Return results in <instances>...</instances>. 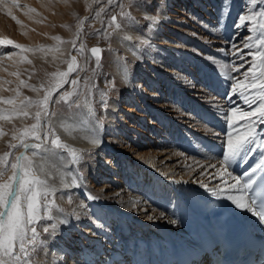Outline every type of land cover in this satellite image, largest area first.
<instances>
[{
    "label": "rangeland",
    "instance_id": "1",
    "mask_svg": "<svg viewBox=\"0 0 264 264\" xmlns=\"http://www.w3.org/2000/svg\"><path fill=\"white\" fill-rule=\"evenodd\" d=\"M113 16L116 17L115 24L112 22ZM121 38L135 46L142 57L140 60L134 56L135 51L130 52L121 43ZM9 40L12 44L5 43ZM262 42L264 0H4V5H0V184L7 183L14 171L11 164L16 163V158L23 154L31 162L33 175L45 181L48 195L38 199L39 214L34 224L35 242L25 243L24 253H19L17 244L14 255L20 256L19 261H12L2 254L0 259L8 264H69L68 252H63V259L59 260L56 253L59 248L54 241L57 222L53 213L62 209L63 212H68L72 225H69L68 234L63 239L60 236L57 239L74 250L73 253L81 264H123L133 251L130 250V254L125 256L124 253L128 252L126 249L137 243L142 244V249L150 245L154 251H162L166 244L149 237L146 230L142 231L140 228L128 235L127 230L119 227L120 223H115L102 205V201L107 204L113 199V204L136 216V210L127 208L124 204L130 202V196L134 200L144 199L146 192L141 187L129 190L127 185L130 177L148 181L149 177L143 173L144 169L140 173L133 168L132 176H126L120 172L119 162L113 161L112 155H105L111 164L106 167V164L96 159L99 152L95 150L69 151L63 145L64 138L52 124L51 117L80 112L86 98L95 111L91 113L93 121L104 124L107 138L115 137L125 150L154 154L159 156L158 159L167 157L166 164L172 170L178 164L191 170L201 165L205 159L196 152H185L197 142L198 133L179 122L190 121L189 126L201 124L208 131L219 130L223 133V125L218 122L209 123L212 115L208 110L212 109L221 117L219 121L228 123V134H247L248 124L243 114L250 111V106L257 107L261 96H264V89L259 87V79L257 87H251L253 73L259 77L262 69L258 65L264 63L255 58L257 53L264 52ZM26 45L55 47L58 48V54L50 61H41L28 54L22 47ZM92 48L101 49L98 62L91 53ZM143 59L155 62L163 69L172 70L169 78L176 83L186 81V86H182L184 90L179 86L175 88L174 85L167 88L166 80L156 74ZM119 60L128 67L133 81L142 84V98L145 101L153 106L167 102L170 107L165 110H173L169 114L174 120L168 121L170 124L164 130L175 145V150L166 148L159 151V148L166 147V144L158 146V138L163 132L160 129L153 134L147 125L149 117L134 126V130L138 129L135 132L126 129L113 116L110 106L112 99L118 96L123 100L129 99L126 94H122L123 82L115 73ZM145 72L157 82L142 80V73ZM184 91L190 95V99L186 98L187 101H184ZM142 98L138 97L137 103L132 101L124 105L140 111L147 107ZM196 98L205 100L210 104V109L201 110L193 102ZM33 125H36L35 129ZM254 130L259 131L258 124ZM150 135L157 140H151ZM54 139H59L61 147L57 148L52 144ZM201 141L202 139L200 143ZM138 142L143 145L137 146ZM23 144H38L39 148L25 149ZM42 147L67 159L71 158L75 163L72 174L78 185L83 190L86 189L85 194L80 195L63 186L58 166L51 167V179L42 176L35 166V158L43 155ZM93 167L101 173L105 172L108 177L106 183H110V179L118 182L116 185L110 183L112 187L121 188L118 197L108 196L100 201L87 193L98 186L96 180L101 178ZM161 189V193L167 196L168 192ZM148 195L149 198L143 201L148 208H155L157 211L159 208L155 204L158 194L150 192ZM82 210L85 215L78 218ZM22 212L26 213L27 208H22ZM32 227V224L28 225L26 240L33 235ZM78 227H83L86 233H78ZM45 228L48 231H44ZM107 233L112 242L104 238L105 245L102 248L118 247L120 256H115L108 250L107 254L114 256H109L110 261L106 263L100 259L102 256L107 257L103 249L88 255H84L88 253L86 250L76 253V248L82 242L86 248L89 246L87 250L94 251L96 239ZM74 234L80 238H72Z\"/></svg>",
    "mask_w": 264,
    "mask_h": 264
},
{
    "label": "bare ground",
    "instance_id": "2",
    "mask_svg": "<svg viewBox=\"0 0 264 264\" xmlns=\"http://www.w3.org/2000/svg\"><path fill=\"white\" fill-rule=\"evenodd\" d=\"M121 43H123L130 52L135 51L134 56L138 60L142 58L135 46L130 41L126 40L125 38H121ZM22 47H24L28 54H30L32 57L41 61H50L58 54V48L55 47H38L35 45H26ZM63 47L67 48L66 46ZM142 61L148 63L154 69V71H156V74L158 73L164 78V80H166L165 82L167 84V88L171 87L172 85H174L175 88H177L178 86L181 88L183 86L184 88V86H186V81L184 80L180 79L182 83H176L172 81L171 78H169L172 70L163 69L157 63L147 59H143ZM118 63L119 64L117 65L115 73H117L119 79L123 82L124 89L123 92L121 91L122 94H126L129 99L126 98L123 100V98H120V96L112 99L110 106L112 112L114 113L113 116L118 119L123 125H125L126 129L128 128L132 130H134V126L136 124H141V122L147 120V118L149 117L147 125L150 127V130L153 132V134L155 132H158V130L160 129H162L163 132L158 138V146L166 144V147L159 148V151L162 152L166 150V148H170V150L172 151L175 150V145L172 144L171 140H169V136L166 130H164V128L170 124L168 123V121L174 120L173 116L169 114L172 113L173 110H165V108L170 107L167 102L164 103L168 105H165L163 103V105L160 104L159 106H153L148 101H145L144 98H142L144 92L143 88L141 87L142 84L140 82L133 81L132 75L129 74L128 67L122 60H119ZM142 77V80L144 81H146V79H149L152 83L157 82L156 79L148 77V72L142 73ZM156 85L158 84L156 83ZM183 88L182 91L184 90ZM195 91L197 92L199 90ZM183 96L185 97H183L184 101H187L186 98L190 97V95H188L185 91L183 92ZM138 97L142 98L143 104L147 106L146 108H142L139 111L137 110L138 108L135 109L124 105V103H132V101L137 103ZM198 98H196L197 101L193 99V102L197 103L201 110L206 108L207 110L210 109L208 108L210 104L206 103L205 100H200ZM208 111L214 119L213 122L212 119H209V123L211 122L213 124H216V122H218V124L223 125V133H220L219 130L216 132L208 131L204 127H202L201 124L195 125L196 127H194L193 125L189 126V124L191 123L190 121L179 122L180 125H187L185 126L186 128H190L193 132L196 131V133H198L197 142L193 144V146H191L189 150H185V152H196L197 155H201V157L205 159V161H202L201 165L196 166L191 170H186L187 167L183 164H178V166H176L175 169L172 170L171 168H168V164H166L168 160L167 157L164 159H158L159 156H156L154 154L147 155L143 154L139 150H125L124 148H122L121 143L115 137L107 138L105 136L104 124H96L93 121L91 113H94L95 111L90 101L86 98L84 99L80 112L72 114L53 115L51 117V121L59 134L64 138L63 145H65L69 151L86 152V150H95V152H99L96 159L98 160V162L106 164V167H109L111 164L109 163L110 161L107 160L105 155H112L111 157L113 161L119 162L118 164L120 166V172H122V174L124 173L126 176H132L134 172L133 168L140 173L144 169L143 173H145V175L149 177L147 178L148 181H142L140 177H130L127 185L129 190H137L139 189V187H141V189H144V191L146 192L145 195H143L144 199L139 198L134 200V197L130 196V202L124 204L125 206H127V208L130 207L132 209H135V213L137 214L136 216H132V213L129 210H125L115 203L113 204V199L108 201L107 204H103L104 201H102V205L106 207L107 213L110 217H112L113 220H115V223H120L119 227L122 226V229L124 231L127 230L126 232L128 233V235L133 234L134 231H137V229L140 228V230L142 231L146 230V234L149 236H155L162 242L168 241V254L166 256H169V259L171 260V256L175 259L176 254L179 253V250L181 248L185 249L188 248V246H194L195 238L201 235H205L206 230L203 224L202 214L200 213V206L209 198L221 200L229 209L242 216L249 224L253 226L255 225V219L252 215V211H249V209H251V206L246 196V191L248 190V188H244L242 185L244 181L247 180V177H244L243 175L244 172L246 170L250 171L251 167L261 160L260 151L250 154L247 163L234 162L225 167L222 161L223 154L228 150L229 136H231L233 141H235L237 139V134H228V123L219 121L221 117H219L216 112H214V110L211 109V111ZM159 121L161 123L160 125ZM258 126L259 131L256 132V130H254L253 132L257 133L259 138V136L262 134L261 129H264V124H258ZM137 130L138 129L134 131L136 132ZM122 132L127 133V131L125 130H122ZM152 137V135L149 136L151 140H157L156 137ZM161 138L165 139V141ZM201 139L202 141L200 143ZM136 145L140 146L143 144H141V142H138ZM41 153H43V155L35 158V166L36 168H38L42 176H45L46 179H51V173H53L51 171V167L54 165L58 166L62 173V181H64L63 186H65V188H69L70 190H73L80 195L86 193V189L84 188L85 190H83L82 186L80 187L78 185L72 174L75 163L72 162L71 158L67 159L65 156L60 155L53 150L46 149L45 147H42ZM77 165L78 164H76V166ZM93 169L96 174L101 175V178L100 180H96V184H98V186H94L93 189H90L89 191H87V193H90L91 196H94L95 200L100 201L102 199H106L108 196H112L114 198L118 197L122 191L121 188L115 186L112 187L110 185V183L116 185L118 182H116V180L114 181L110 179V183H106L105 180L108 179V177L106 176L105 172L101 173L98 170H95L96 168L94 167ZM229 173H231V176H229ZM233 176L242 178L239 185L235 184V181L232 179ZM253 176L255 178V174H253ZM230 185L235 186L229 187ZM161 188H163L164 191L168 192L166 194L167 196H165V193H161ZM150 192H156L158 194V199H156L157 202L155 204L157 205V208H159L157 211L155 208H148L143 201L149 198L148 194ZM221 192L227 193L234 199L239 200L244 205V207L237 208L235 203L232 200L228 199V195L220 194ZM213 193L217 194L214 195ZM89 198L91 197L89 196ZM63 211L64 209L55 211L53 213L57 222V227L54 230V241L56 247L59 248L58 250H56V253L59 257V260L61 261V259H63L62 256H64V254L62 255V253L68 252V254L70 255L68 260L69 264H81L77 260L76 254L73 253L74 250L69 249V246L63 244L60 239H57L58 236L63 239L66 234H68L67 229L69 225H72V219L70 218L68 212ZM80 213L81 214L78 215V218H83L85 215L84 211L82 210L80 211ZM77 231L81 235L86 233L84 232L85 229L83 227H78ZM72 238L75 239L80 237L74 234L72 235ZM104 238H107L106 241H111V238L107 233V235H105L104 237L96 239V248L94 251L88 249L90 251L89 252L87 250L89 246L86 248V246L82 242L80 243V247L76 248L78 249L76 253H79L80 251L85 252V250L88 253L84 255H88L89 253H98L99 251H101V249H103L102 245H105ZM115 246H117V244H115ZM195 249V252L198 254L199 252L197 247ZM108 250L109 252L114 253L115 256H120L121 254V251H119L118 247H114L113 249L110 246H106V249H103L102 251H104V255H107V257L102 256L100 258L105 260L106 263L107 261H110L109 256H114L113 254L108 255ZM149 252L150 253H144L143 251L139 250V248H133L131 257L128 256V259L125 260L123 264H155L153 257H156L154 258L156 260L157 256L156 254L151 253V251ZM51 264H56V262H51Z\"/></svg>",
    "mask_w": 264,
    "mask_h": 264
},
{
    "label": "snow or ice",
    "instance_id": "3",
    "mask_svg": "<svg viewBox=\"0 0 264 264\" xmlns=\"http://www.w3.org/2000/svg\"><path fill=\"white\" fill-rule=\"evenodd\" d=\"M0 5H4V0H0ZM15 6V4H13ZM227 7V5H225ZM9 15L11 13L9 12ZM15 19V17H12ZM243 19V17H240ZM112 22L115 24L116 17H112ZM119 27V25H117ZM7 44H12V41H6ZM264 43V42H262ZM16 48L20 45H13ZM250 48L251 45H248ZM92 55L96 58L97 62L100 59L101 49L92 48ZM257 60L264 62V52H259L255 57ZM73 63L75 61L73 60ZM261 67L259 77L256 73H253L251 87H257V80H260L259 87L264 88V63L258 65ZM255 67V66H254ZM71 70V69H70ZM261 103L251 108L250 111L243 114V118L248 124V134L240 136L237 134V139L233 141L231 136L228 139V150L223 154V165L226 167L234 162L247 163L249 155L260 151L261 160L253 165L250 171L244 172V177L247 180L244 181V188H251L255 183L253 174L264 172V129H261V135L258 138V134L253 132V128L257 124H264V96H261ZM27 115V113H25ZM36 125H33V129ZM52 144L59 148L61 147L59 139L52 140ZM25 149L31 147L33 149L39 148L38 144H23ZM17 162L11 164V168L14 170L12 176L8 179L7 183L0 184V254L5 257H9L12 261H19L20 256L14 255L17 244H19V253L25 252V243H34L36 236V228L34 226L35 221L39 214L38 199L41 196H47V185L45 181L38 176L33 175L31 162L26 155H21L16 158ZM231 176V173H229ZM236 185L241 183L242 178L232 177ZM230 185L229 187H234ZM216 195L217 193H213ZM220 194L228 195V199L232 200L237 208H242L244 205L234 199L231 195L221 192ZM253 205L256 204L255 200H252ZM27 208V212H22V208ZM252 211V209H249ZM254 216L258 215L261 221H264V208L259 212L252 211ZM32 224L31 232L33 233L31 239H27L28 225ZM44 231H48L47 228ZM0 264H8L3 259H0Z\"/></svg>",
    "mask_w": 264,
    "mask_h": 264
}]
</instances>
